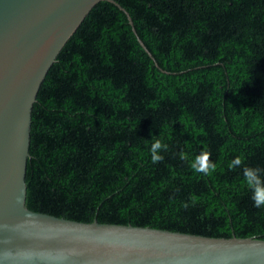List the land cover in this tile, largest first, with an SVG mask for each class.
I'll list each match as a JSON object with an SVG mask.
<instances>
[{"label": "trees", "instance_id": "16d2710c", "mask_svg": "<svg viewBox=\"0 0 264 264\" xmlns=\"http://www.w3.org/2000/svg\"><path fill=\"white\" fill-rule=\"evenodd\" d=\"M87 14L32 108L26 207L69 220L264 239V0H114ZM166 148L152 162V145ZM207 154L214 169L192 165ZM241 158L239 168H230Z\"/></svg>", "mask_w": 264, "mask_h": 264}, {"label": "water", "instance_id": "95a60500", "mask_svg": "<svg viewBox=\"0 0 264 264\" xmlns=\"http://www.w3.org/2000/svg\"><path fill=\"white\" fill-rule=\"evenodd\" d=\"M114 0H0V264H264V239L85 223L29 210L31 114L41 84L90 10Z\"/></svg>", "mask_w": 264, "mask_h": 264}, {"label": "clouds", "instance_id": "9594fccd", "mask_svg": "<svg viewBox=\"0 0 264 264\" xmlns=\"http://www.w3.org/2000/svg\"><path fill=\"white\" fill-rule=\"evenodd\" d=\"M166 148V145H163L160 141H156L152 145V162L156 163L163 159L158 152ZM242 164V160L239 157H236L232 160L229 165L230 168H239ZM192 167L197 172H202L207 174L210 170L214 169V165L209 162L208 155L203 154L197 157L195 163ZM243 177L246 185L251 191V199L253 202V206L260 208L264 207V169L256 168V167H244L243 168Z\"/></svg>", "mask_w": 264, "mask_h": 264}]
</instances>
